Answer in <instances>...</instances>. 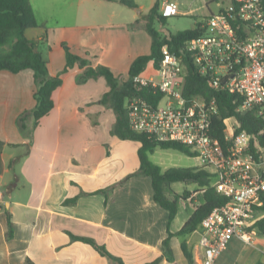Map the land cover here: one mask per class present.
<instances>
[{
	"label": "crops",
	"instance_id": "0c3cea01",
	"mask_svg": "<svg viewBox=\"0 0 264 264\" xmlns=\"http://www.w3.org/2000/svg\"><path fill=\"white\" fill-rule=\"evenodd\" d=\"M118 1L70 0L72 10L62 15L70 13L73 20L56 27L34 10L39 27L26 35L41 44L49 75L62 79L53 111L38 126L33 72L0 71V264H116L73 237L93 240L124 264H196L202 257V228L178 233L205 203L203 189L173 184L175 192L190 197L179 202L169 223V212L154 200L152 179L140 172L141 143L113 134L117 115L100 102L110 91L106 79L79 81L86 67L78 64L63 73L64 44L123 81L138 57L151 54L146 16L159 0H133L135 8ZM218 11L209 8L195 26ZM258 262L264 264V234L255 230L253 244L233 240L215 264Z\"/></svg>",
	"mask_w": 264,
	"mask_h": 264
},
{
	"label": "built area",
	"instance_id": "2783aa9c",
	"mask_svg": "<svg viewBox=\"0 0 264 264\" xmlns=\"http://www.w3.org/2000/svg\"><path fill=\"white\" fill-rule=\"evenodd\" d=\"M214 1L220 9L204 23L203 36L188 41L181 53L165 45L153 74L134 78L139 91L150 88L161 98L150 101L135 95L127 105L133 132L189 147L202 166L214 174L212 187L229 198L202 221V257L196 264H215L235 239L253 244V226L264 206V148L256 142V153L251 152L255 137L241 130L235 117L223 120V146L212 135L213 121L219 115L216 101L184 95L185 60L189 57L211 89L239 95V111H254L264 122L263 0ZM160 14L166 18L179 16V5L160 0ZM260 134H264V128Z\"/></svg>",
	"mask_w": 264,
	"mask_h": 264
},
{
	"label": "trees",
	"instance_id": "16d2710c",
	"mask_svg": "<svg viewBox=\"0 0 264 264\" xmlns=\"http://www.w3.org/2000/svg\"><path fill=\"white\" fill-rule=\"evenodd\" d=\"M118 2L129 8L137 7L133 0H119ZM167 19L160 14L159 0L146 16V29L152 38L151 54L140 56L132 63L127 81L119 80L108 67L98 66L93 68L90 66L89 61L74 54L66 44L63 45L66 54V68L63 73L78 64L81 68L86 67L79 81L85 82L99 77L106 79L110 91L100 102L111 105L117 115L113 134H116L122 140H132L141 143V148L138 152L140 172L152 179L154 200L169 212V223L177 216L179 202L190 197L189 193L178 194L175 192L173 184H193L203 189L205 203L196 209L192 217L178 233V235H184L196 230L214 208L225 205L229 198L219 195L212 187L214 174L205 166L197 168L173 167L163 171L159 165L150 159V156L157 149L175 150L190 157H197L189 147L178 142H158L153 137L133 132L129 126L127 105L133 96L141 95L150 101H158L161 98V95H153L150 88H144L139 91L135 86L134 78L138 75H143L151 62H153L154 68L159 67L162 59V48L165 45L170 46L173 51L181 53L188 41L205 34L204 24L198 23L193 29L164 35L156 29L155 24L159 23L164 26L167 24ZM37 27L39 25L31 0H0V71H9L14 74L25 71L33 72L37 84L35 93L37 105L32 112L36 126L53 111L55 107L53 94L62 85L60 76L51 77L49 75L48 62L41 51V44L29 39L26 35L28 29ZM185 61L187 64V75L184 84L185 97L199 96L208 101L215 100L218 105L219 115L214 119L212 126L213 137L225 146L223 120L235 117L241 124V130L247 131L255 137L252 141L251 152L256 153L254 147L256 142L264 148V134H260V131L264 128V122L258 118L254 111H239L242 97L225 90L215 91L211 89L207 80L197 74L190 58L186 57ZM23 122L24 117L20 119L21 127ZM0 144H2L1 141ZM15 163L16 160L11 163V166ZM261 211L264 214V206ZM7 216L9 225L8 237L12 238L14 229L9 212ZM253 228L264 234V217L259 219ZM73 239L90 243L116 264H124L122 260L111 255L104 247L97 245L93 240L81 237H73ZM165 245H168L167 241ZM256 264L263 263L258 262Z\"/></svg>",
	"mask_w": 264,
	"mask_h": 264
},
{
	"label": "rangeland",
	"instance_id": "374dc122",
	"mask_svg": "<svg viewBox=\"0 0 264 264\" xmlns=\"http://www.w3.org/2000/svg\"><path fill=\"white\" fill-rule=\"evenodd\" d=\"M32 6L39 20L47 19L51 27L70 23L71 14L62 15V11L67 12L72 10L68 7L70 0H31ZM149 2V0H140V2ZM176 1L182 12L181 16L171 17L167 19L166 25L159 23L155 24L156 29L164 35L175 34L180 31L190 30L195 27L196 22L204 21L209 15V8L218 11L216 3L213 0H172ZM209 4V6H208ZM152 65L149 64L145 70L146 74L153 73ZM151 161L164 168L182 167V168H197L201 167L202 163L197 157H190L175 150L157 149L150 156ZM183 183L175 184L176 189H183ZM186 186V185H185Z\"/></svg>",
	"mask_w": 264,
	"mask_h": 264
}]
</instances>
